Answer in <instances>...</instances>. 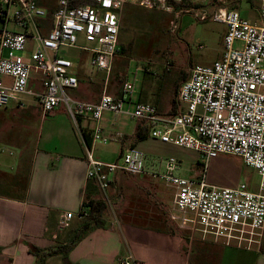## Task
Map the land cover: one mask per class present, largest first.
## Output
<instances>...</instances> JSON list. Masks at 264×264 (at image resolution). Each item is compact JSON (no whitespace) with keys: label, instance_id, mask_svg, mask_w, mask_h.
Returning a JSON list of instances; mask_svg holds the SVG:
<instances>
[{"label":"built area","instance_id":"built-area-1","mask_svg":"<svg viewBox=\"0 0 264 264\" xmlns=\"http://www.w3.org/2000/svg\"><path fill=\"white\" fill-rule=\"evenodd\" d=\"M77 1L83 3L73 4ZM204 1L58 0L48 20L47 9L36 0H0V108L10 101L23 104V95L32 96L42 113L63 105L71 117L92 120V139L102 143L108 141L98 124L103 113L122 114L147 124L150 138L198 152L203 159L201 173L185 177L175 172L178 160L173 156L150 173L138 148H128L116 162L99 161L87 150L86 177L105 191L118 170L149 173L171 189V217L180 227L204 240L250 250L260 244L264 228V0H259L257 21L237 9H215L212 19L226 26L221 55L209 65L188 69L172 113L134 100L129 80L122 81L117 96L103 93L93 102L66 94V89L78 87V78L74 61L62 50L84 41L90 44L82 46L90 52L89 65L108 73L120 50L119 14L124 4L173 12L174 3L184 2L188 5L180 8L189 9L190 4ZM10 24L20 31L10 29ZM32 80H39L40 90L30 89ZM219 154L239 156L254 168L258 190L242 182L232 187L207 183L206 162ZM72 216L61 214L57 227H67ZM116 264L132 261L125 257Z\"/></svg>","mask_w":264,"mask_h":264},{"label":"crops","instance_id":"crops-1","mask_svg":"<svg viewBox=\"0 0 264 264\" xmlns=\"http://www.w3.org/2000/svg\"><path fill=\"white\" fill-rule=\"evenodd\" d=\"M41 1L47 5L45 0ZM128 4L120 10V19ZM218 6L237 9L247 18L255 8L258 16L259 6L244 3V0H225L214 5L213 12ZM223 26L224 35L226 26ZM75 74L82 86L80 100L93 102L103 93L119 94L120 79L118 82L106 77L95 82L87 80L85 73ZM183 80L179 73L168 92L161 86L153 89L142 85L135 91L133 99L145 103L150 100L159 112L168 113ZM18 106L23 105L15 103V108H20ZM110 114L111 121L101 123L103 117L98 121L101 135L108 139L106 143L92 139V120L64 116V123L48 122L47 130L40 138L43 140L40 147L34 146L28 153L22 150V157L24 154L25 157L19 161L15 173H8L7 178L0 170L4 176L3 179L0 175V186L5 188L0 189V264H38L35 250L67 243L80 224L78 213L85 194L104 200L108 204L104 214L108 215L99 226L86 231L69 251L65 259L70 264H116L125 257L131 258L132 264H264V228L260 244L250 250L225 246L201 239L180 227L171 217V205H167L172 199L171 189L163 183L167 190L158 189V182L149 173L131 175L118 170L111 176L105 191L95 180L87 178V150L99 161L116 162L131 147L144 152L146 171L160 168L162 161L157 163L159 159L173 156L178 160L175 171L178 175L198 177L201 173L200 162L186 158L184 150L180 149L183 147L150 138L138 131L140 122L135 119ZM83 131L91 139L90 147L84 143ZM97 143L102 146L112 144L107 146V151L103 148L97 151ZM16 144L26 149L25 143ZM229 156L238 157L250 167L239 156ZM227 165V169L232 170L233 167ZM23 169L27 170L25 191L22 187L18 190L12 178ZM206 182L232 187L207 179ZM241 182L252 191L258 190V184L251 187L243 180L238 183ZM65 212H71L73 216L67 227L59 229L58 219ZM65 259L61 254H53L46 257L45 263L65 264Z\"/></svg>","mask_w":264,"mask_h":264},{"label":"rangeland","instance_id":"rangeland-1","mask_svg":"<svg viewBox=\"0 0 264 264\" xmlns=\"http://www.w3.org/2000/svg\"><path fill=\"white\" fill-rule=\"evenodd\" d=\"M57 1L45 0V3L55 8ZM247 2L250 5H256V7L259 6V0H244V3ZM219 4L216 0H207L200 2L198 6H191L189 9L174 8L173 12L126 5L123 8L126 13L124 12V17L122 16L119 21L118 43L120 50L112 58L108 73L89 65L90 52L82 49V46L90 44L84 41L78 42L79 47L62 50V54L74 61V72L85 73L87 80L101 82L106 77L109 80H118V82L119 79L121 81L129 80L134 85L133 95L142 85L153 89H158L161 86L165 92H168L171 83L179 73L188 72V69L194 64L209 65L221 55L224 26L212 19L213 7ZM176 12L179 13L178 16H175ZM256 15L254 8L250 11L248 19L257 21L258 16ZM9 28L20 31L12 24L9 25ZM29 87L33 91L40 90L39 80L34 82L32 80ZM81 89L82 86L78 84L76 89H66V94L72 98L81 99ZM22 99L23 106H18L20 108H15L13 101H10L6 108H0V149H2L0 150V170L6 173L5 177L7 178L9 177L8 173L16 172L19 161L25 157V154L22 157V150L28 153L30 148L41 146L43 140L40 141V138L46 132L48 122L53 121L61 124L64 123V116H70L63 105L50 112L42 113L32 96L23 95ZM149 102L152 103L150 100ZM109 116H111L110 112H104L101 123L111 121ZM18 142L25 143L26 149H22L20 145L16 144ZM111 144L102 146L97 143V151L100 148L107 151V146ZM180 149L184 150L186 158L193 161L198 160L201 163V168L203 167V159L198 152L187 148ZM9 151L12 154H9ZM161 159L157 161V163L162 161L160 167L165 158ZM227 164L233 167L232 170L227 169ZM204 169L207 181L218 185L233 186L243 180L251 187H256L259 180L254 169L245 166L238 157L227 154H219L209 159ZM155 170L158 169H149L148 171L151 173ZM235 172H238L239 175ZM0 175L2 176V174ZM156 182H158V189L167 190V186H163L161 181L156 180ZM0 189L5 188L0 186ZM17 189L21 190V187L17 186ZM167 205H171V200H168ZM107 215L104 214V217Z\"/></svg>","mask_w":264,"mask_h":264},{"label":"trees","instance_id":"trees-1","mask_svg":"<svg viewBox=\"0 0 264 264\" xmlns=\"http://www.w3.org/2000/svg\"><path fill=\"white\" fill-rule=\"evenodd\" d=\"M36 2L45 7L48 12V20H50V15L56 8L50 7V5H43V2L41 0H36ZM83 1H77L73 4H81ZM188 4L182 2V3H174L175 8H180L183 6H187ZM191 6H198L199 3H194L190 4ZM232 9V8H231ZM167 70V68H166ZM165 71V70H164ZM180 76L182 79H185L187 76V72H182L180 73ZM176 102L175 100L173 101L171 111L168 113L174 112ZM158 111V110H157ZM159 112V111H158ZM139 121V120H137ZM139 128L138 131H142L143 133L148 134V125L144 124L143 121H139ZM83 135V140L84 143L87 147H90L91 139L88 137V135L85 133V131L82 132ZM139 137V136H138ZM140 138V137H139ZM201 163H199L200 165ZM27 170L23 169L19 174L14 175L13 178V183L16 186L22 187V189L25 191L26 186H25V180L27 179L26 173ZM4 178V176H1ZM107 204L104 200H100L94 197H90L88 194H85L83 197V200L81 202V206L79 209V216L81 218L80 224L77 227L76 231L74 232L73 236L71 239L65 243V244H59L47 249H37L33 253L37 256L38 258V264H46L45 260L46 257L53 255V254H61L64 256V259L66 258L67 254L69 251L75 246V244L79 241V239L88 231L89 229L93 227L99 226V224L103 221L104 219V213L106 211ZM85 213V214H84ZM65 264H70L66 259H65Z\"/></svg>","mask_w":264,"mask_h":264}]
</instances>
